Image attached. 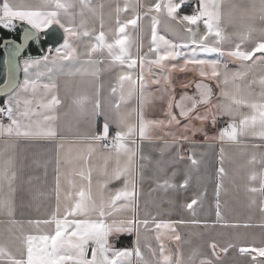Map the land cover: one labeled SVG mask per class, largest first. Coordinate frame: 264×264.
Returning <instances> with one entry per match:
<instances>
[{
    "label": "snow or ice",
    "instance_id": "snow-or-ice-1",
    "mask_svg": "<svg viewBox=\"0 0 264 264\" xmlns=\"http://www.w3.org/2000/svg\"><path fill=\"white\" fill-rule=\"evenodd\" d=\"M0 217V264H264V0H0Z\"/></svg>",
    "mask_w": 264,
    "mask_h": 264
},
{
    "label": "crops",
    "instance_id": "crops-1",
    "mask_svg": "<svg viewBox=\"0 0 264 264\" xmlns=\"http://www.w3.org/2000/svg\"><path fill=\"white\" fill-rule=\"evenodd\" d=\"M91 2L93 4L104 3L105 5H107L109 3H112V0H91ZM120 2L122 4L123 0H120ZM179 79L180 80L191 79V74H189L187 77L184 76L183 74H180ZM110 80H111V77L108 74H104L102 76V83L104 84V89H105L104 95H107V93H108V85H109V81ZM135 104H136V102H135V100H133L132 103L129 105V107H135ZM157 111H158V108H157ZM71 118H72L71 115H69L66 119L67 120H71ZM214 149H215V146H213L212 149L208 148L207 146H204V147L197 146L196 147V151L197 152L205 151V152L208 153L209 172L213 171L212 161L214 160V155H215ZM228 150H229V152L233 151L232 148H229ZM238 162H241V161H238ZM228 167H232V165H228ZM203 171L204 170L202 169L201 172L203 173ZM42 173H43V169H40L39 170V174L42 175ZM50 179H51V168H49V180ZM48 187H50V185ZM229 187H231V186L229 185ZM198 190H203V188H199L198 189L195 176H193V180L191 182V188L186 194L181 196L180 202L183 203L185 196L190 197ZM147 191H148L147 186H145V197L147 195ZM40 192L46 193L47 192V188L41 186L39 188V191L38 192H34L33 194L37 195V197H39V193ZM212 197H213V184L211 182H209L207 184V198L205 200L204 209L202 211H200L198 214L201 217L207 218L210 221L215 219L214 210L210 206L212 204ZM226 199L229 200L230 205L234 209V212H233L234 216H239L241 218H247L249 215H251L252 218H253L252 219L253 223H258L260 221L261 217H260L259 211L258 210L250 211L247 208V199H246V196H245V193L243 192V190H241L238 194L230 192L229 195L226 197ZM39 203H40V200L38 199L33 204V207H32L31 210L25 209L24 212H23V216H25V217H27V216H33V217L38 216L39 213H37L35 211V208H36V206H38ZM142 204H143V201H142ZM152 210L154 211V209H152ZM161 211L163 212L165 218H167L169 214L171 215L172 218H177L178 216L187 215L183 210H181L179 208H170L167 204L163 205ZM20 216H21V212L18 211L17 212V217L19 218ZM3 219H4L3 217H0V220H3ZM0 226H2V225H0ZM253 231L258 232L259 229H254ZM182 232L184 233L186 239H191L193 245L200 244L202 242L200 239H198L195 236L189 238L187 236V230H182ZM214 234L215 233H213V235ZM122 244L126 245L127 243H126V241H125V243L122 241ZM184 251H185V253H187L188 245L184 246ZM224 259H225V264H235V262L238 259H240V258L238 256H236L235 253L230 252L227 256H225Z\"/></svg>",
    "mask_w": 264,
    "mask_h": 264
},
{
    "label": "trees",
    "instance_id": "trees-1",
    "mask_svg": "<svg viewBox=\"0 0 264 264\" xmlns=\"http://www.w3.org/2000/svg\"><path fill=\"white\" fill-rule=\"evenodd\" d=\"M129 239L130 238H125L124 240H123V242L125 243V241H126V243L128 244L129 243ZM128 241V242H127Z\"/></svg>",
    "mask_w": 264,
    "mask_h": 264
}]
</instances>
